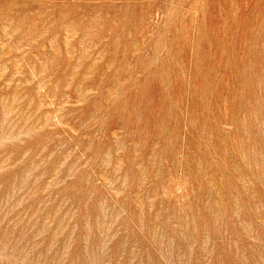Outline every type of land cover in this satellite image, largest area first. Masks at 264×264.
Segmentation results:
<instances>
[{"label": "rangeland", "instance_id": "374dc122", "mask_svg": "<svg viewBox=\"0 0 264 264\" xmlns=\"http://www.w3.org/2000/svg\"><path fill=\"white\" fill-rule=\"evenodd\" d=\"M0 264H264V0H0Z\"/></svg>", "mask_w": 264, "mask_h": 264}]
</instances>
